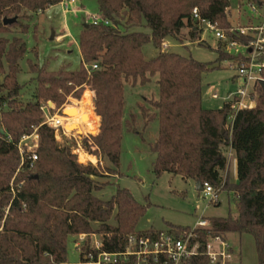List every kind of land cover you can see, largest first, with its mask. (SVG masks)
<instances>
[{"label": "trees", "instance_id": "1", "mask_svg": "<svg viewBox=\"0 0 264 264\" xmlns=\"http://www.w3.org/2000/svg\"><path fill=\"white\" fill-rule=\"evenodd\" d=\"M61 1L0 0V264L68 263L71 241L80 234H99L105 251L119 252L130 235L157 232L137 231L150 205L138 202L129 190L119 187L108 200L96 195L111 185L100 182L104 170L118 173L124 130L138 134L137 115L125 118L126 83L145 86L156 76L159 98L147 101L149 108L139 106L145 126L154 119L159 122L157 138L150 143V151L156 155V177L169 173L202 187L207 183L219 194H233L236 218H210L208 229L194 232L204 244L217 236L226 239L231 233L251 235L258 264H264V88L256 86L254 107L233 112L225 102L221 108L205 109L203 75L214 67L161 50L166 39H176L184 29L198 40L200 31L195 30L193 21L196 8L202 19L231 41L246 46L250 37L241 35L229 19L232 0H97L99 13L113 25L87 24L86 28L84 24L78 70L50 72L28 61L36 89L33 101L23 102L18 75L27 46L20 37H6L22 24L4 25V19L29 18L26 13L44 12ZM247 2L264 5L263 0ZM21 27L26 34L29 24ZM138 27L148 28L150 33L129 30ZM150 43L161 51L146 60L143 48ZM217 52L218 62L243 58L241 53H228L221 42ZM94 64L97 69L89 73L85 65ZM261 76L264 80V70ZM84 86L90 87L81 103L90 105L91 114V96L94 100L95 131L91 134L98 128L99 132L87 136L83 147L89 154L106 159L111 167L79 163L71 146H61L55 130L44 123L42 105L52 102L59 108ZM80 104L70 106L79 109ZM82 108L88 112L87 105ZM35 130L39 135L38 160L32 169L17 173L21 161L17 144ZM228 150L237 160L235 183L226 174ZM169 231L179 237L192 228L169 224ZM192 264L209 262L203 257Z\"/></svg>", "mask_w": 264, "mask_h": 264}, {"label": "rangeland", "instance_id": "2", "mask_svg": "<svg viewBox=\"0 0 264 264\" xmlns=\"http://www.w3.org/2000/svg\"><path fill=\"white\" fill-rule=\"evenodd\" d=\"M242 1H244L242 5L239 4L238 0L231 1L229 19L237 30L249 26V20L258 22V16L250 10L249 5L245 2L247 0ZM73 8L79 9V12L65 15L61 5L58 4L44 12L26 13L29 18H17V21H20L22 25L29 24L28 32L23 34L21 25L12 28L10 34L6 35L10 40L14 36L20 37L27 46V53L19 62L20 72L18 75L19 83L23 85L20 96L23 102L33 101V93L36 89V83L31 81L35 75L31 73L28 61L44 67L50 72L75 71L80 68L82 64V55L79 48L80 34L84 24L87 25V14L99 13V10L97 0H77ZM129 30L150 33V30L144 27L130 28ZM53 34H55L54 40L52 39ZM64 35L67 36L63 39L60 38ZM165 42L168 46L164 48L163 45L162 51L176 53L186 58L192 57L199 62L209 64L211 68L214 67V69L203 75L202 103L205 109L221 108L233 94L246 88L242 78L238 75L237 69L230 66L238 59L218 62L219 55L217 52L220 42L225 44L228 53L235 55L244 53L242 47L230 48L226 43L216 38L214 32L208 30L205 26H203V32L198 33V40L192 38L189 29H184L176 39L168 38ZM161 50L155 48L152 43L147 44L143 48L144 57L146 60H151ZM157 78L156 76L145 86L140 84L133 86L131 82L126 83L125 118L128 119L131 113L137 115L138 134L124 130L118 173L104 170V177L100 179V182H111V185L96 195L99 198L108 200L120 187L129 190L141 204H149L147 214L137 227L139 232L149 231L150 229L168 231L169 224L193 228L200 219L207 220L229 216L236 218L238 214L233 194L222 191L218 196L220 204H210V198L205 197L202 191L197 190L196 183L193 180H185L180 176L169 173H165L159 178L156 177L153 169L156 155L150 151V143L157 138L159 122L158 119H154L148 126H145L139 106L146 105L148 107L147 101L159 98ZM87 91L85 88L80 90L78 94L67 98L64 104L66 105L69 102V105H79ZM248 91L252 92L253 87L250 86ZM215 94L218 96L217 98L213 97ZM75 96H82V98L79 101L70 100ZM83 105L82 102L79 109L72 106L68 107L76 111L82 109V111L89 113L91 111L89 106L87 105V112L85 108H82ZM249 105L254 107L255 103L249 102ZM54 106V104L50 105L51 108ZM56 109L58 108L56 107ZM93 112L87 117L88 120L92 119ZM151 112H154V110L151 109ZM55 113L56 111L51 112L52 115ZM97 116L99 117L98 113ZM81 120L88 125V130L77 134V132H81L80 128L73 126V131L76 132L68 136L60 134V132L55 133L56 136L58 135V139H56L59 144L61 146H71L73 154L77 155L81 164L100 165L103 168L111 167L106 159H99L97 156L89 154L83 147V140L87 136H96L99 131L96 134H91L95 131L94 126L91 128L86 120H83V118ZM228 152L226 153L228 159L235 157L232 151ZM80 154L88 156L83 159ZM226 174L231 183L236 182L233 178L234 169L231 163H229ZM226 238L235 252L234 264H258L255 243L251 235L244 234L240 236L231 233ZM73 249L72 239L70 244L71 262L78 261V257L74 256Z\"/></svg>", "mask_w": 264, "mask_h": 264}, {"label": "built area", "instance_id": "3", "mask_svg": "<svg viewBox=\"0 0 264 264\" xmlns=\"http://www.w3.org/2000/svg\"><path fill=\"white\" fill-rule=\"evenodd\" d=\"M77 0H62L60 5L65 15L69 13H78L79 9H74ZM239 4L244 1L238 0ZM252 12L256 13L258 22L249 20V26L239 29L240 34L250 37L249 43L244 46L235 41H231L229 37L214 24L202 19L199 10H193V21L196 24L195 30L203 32V26L214 32L215 37L226 43L230 48L242 47L244 53L242 59H239L230 66L238 71V75L242 78L246 88L239 90L233 94L227 101L231 105L233 112L240 109L251 108L249 102L255 103L256 86L260 85L259 81L263 80L261 73L264 70V5L260 7L256 3H248L245 1ZM87 24L95 26L104 24L112 26L113 23L105 18L101 13L87 14ZM67 35H64V38ZM202 36V34H201ZM167 45L164 44V47ZM90 73L97 69V65H85ZM246 80V82H244ZM252 86L253 91L249 92L248 88ZM78 94V93H77ZM214 98L218 96L213 95ZM82 98V96H80ZM69 102L63 107L56 109L50 107L49 103L42 105L44 112L45 124L55 130V133L68 136L76 131L69 132L66 129L69 117L65 113V109L69 106ZM50 109L56 111L51 114ZM234 120V113L228 118V128ZM58 139V135L56 136ZM39 135L35 130L31 135H25L17 144L20 154V166L17 171L20 172L24 168L32 169L38 155ZM22 184L19 185V188ZM11 192L16 194L13 183H11ZM202 193L205 197L210 198V204L219 202V193L209 184H204ZM210 221L200 219L196 226L192 228V232L184 233L177 237L174 233L168 231H157L156 233H136L128 237L123 250L119 252H108L103 249L102 236L99 234H80L73 238L74 256L78 257V261L65 264H192L194 260L207 258L209 264H234V252L230 243L219 236L210 238L206 244L202 243L199 236L194 232L196 229H208Z\"/></svg>", "mask_w": 264, "mask_h": 264}, {"label": "bare ground", "instance_id": "4", "mask_svg": "<svg viewBox=\"0 0 264 264\" xmlns=\"http://www.w3.org/2000/svg\"><path fill=\"white\" fill-rule=\"evenodd\" d=\"M68 108L69 107L67 106L66 107L67 110L65 109V113L69 117V119H68L69 121H68V123L65 126L68 131H73L74 127L75 128H80L81 132H77V134H81V133H84V131H87L88 130V125H86L81 120V118H83V120H86L87 121L86 123L89 124L91 128L94 126L93 121H90V120L87 119V117L91 115V111H89V113H86V112L82 111V109H80V111H76L74 109H71V108L68 109ZM74 123H76V125H74ZM80 155H82L81 157L83 159L88 156V155L86 156V155H83V154H80Z\"/></svg>", "mask_w": 264, "mask_h": 264}, {"label": "crops", "instance_id": "5", "mask_svg": "<svg viewBox=\"0 0 264 264\" xmlns=\"http://www.w3.org/2000/svg\"><path fill=\"white\" fill-rule=\"evenodd\" d=\"M165 45H167V43L165 42ZM168 46V45H167ZM166 46V47H167ZM166 47H164V48H166ZM88 87H90V86H84L83 88H81V90L82 89H87ZM91 99H92V107H93V109H94V100H93V98H92V96H91ZM84 105H88L89 106V108L91 109V107H90V105L88 104V103H83ZM100 118V117H99ZM90 121H93V123H94V128H95V121H94V119H93V117H92V119L90 120ZM93 128V129H94ZM98 131H99V128H98ZM231 150H229V152H230ZM228 152V153H229ZM231 155V154H230ZM232 157V156H231ZM233 158V157H232ZM232 158H229L228 159V161H229V163H231V165H233V169H234V175H233V178H234V180L235 181H237V160H236V157H234L233 159ZM219 204H220V202H219ZM208 220V219H207ZM226 240H227V238H226ZM231 245V244H230ZM232 249H233V247H232ZM233 252H234V249H233ZM235 253V252H234Z\"/></svg>", "mask_w": 264, "mask_h": 264}, {"label": "water", "instance_id": "6", "mask_svg": "<svg viewBox=\"0 0 264 264\" xmlns=\"http://www.w3.org/2000/svg\"><path fill=\"white\" fill-rule=\"evenodd\" d=\"M17 22V18H13V19H4V25H9V24H13ZM86 28H88V25L85 26ZM52 39L54 40L55 39V34L52 35ZM244 82H246V80H244ZM260 85L262 88H264V80H260L259 81ZM49 105H53L52 102H49ZM224 132V131H223ZM196 188L198 191H202V185L201 183H197L196 184Z\"/></svg>", "mask_w": 264, "mask_h": 264}]
</instances>
